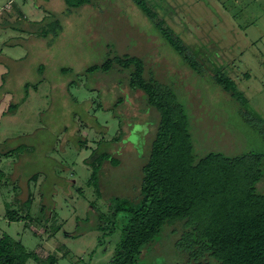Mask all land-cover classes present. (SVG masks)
<instances>
[{
    "label": "rangeland",
    "instance_id": "374dc122",
    "mask_svg": "<svg viewBox=\"0 0 264 264\" xmlns=\"http://www.w3.org/2000/svg\"><path fill=\"white\" fill-rule=\"evenodd\" d=\"M166 1V23L175 21L181 38L205 48L198 71L132 0L71 7L64 0H0V238L55 264L108 263L113 242L99 244L94 228L109 216L108 200L136 193L137 152L157 114L120 65L86 73L124 55L140 57L144 76L173 90L195 157L263 156L257 189L264 193V0ZM206 68L228 74L241 98L225 93ZM104 150L119 164H103L97 192L89 163L93 151ZM12 212L22 220L12 221ZM178 233L164 235L154 251L164 258L155 264H186L173 248Z\"/></svg>",
    "mask_w": 264,
    "mask_h": 264
},
{
    "label": "trees",
    "instance_id": "16d2710c",
    "mask_svg": "<svg viewBox=\"0 0 264 264\" xmlns=\"http://www.w3.org/2000/svg\"><path fill=\"white\" fill-rule=\"evenodd\" d=\"M64 1L70 7L91 2ZM132 1L167 45L190 69L198 71L202 62L200 51L205 48L197 38H181L175 21L166 23L172 6L166 0ZM113 62L128 71L130 88L142 91L148 109L157 114L150 117L152 125L147 128L144 148L137 152L141 165L136 193L131 198L116 196L108 200L110 214L94 228L102 233L99 244L106 237L113 242L107 264L160 262L158 258L164 256L154 251L167 232H179L173 248L186 264H264V193L257 189L263 156L209 152L195 157L185 109L169 86L144 76L145 66L140 57H116L88 67L86 73H108ZM206 70L225 93L237 100L241 98L228 74ZM16 107L9 106L7 112ZM91 156L92 184L100 192L101 167L106 162L116 166L119 161L107 150L93 151ZM13 215L14 212L10 215L12 221L22 220ZM118 218L121 224L116 223ZM29 261L55 264L51 257L39 259L8 235L0 238V264Z\"/></svg>",
    "mask_w": 264,
    "mask_h": 264
}]
</instances>
